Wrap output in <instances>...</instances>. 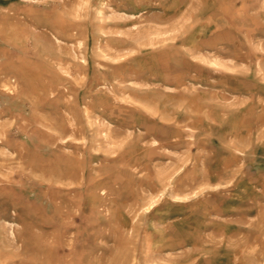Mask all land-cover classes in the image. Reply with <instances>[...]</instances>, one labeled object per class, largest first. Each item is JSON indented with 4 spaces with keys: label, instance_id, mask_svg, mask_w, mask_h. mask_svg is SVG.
Instances as JSON below:
<instances>
[{
    "label": "rangeland",
    "instance_id": "374dc122",
    "mask_svg": "<svg viewBox=\"0 0 264 264\" xmlns=\"http://www.w3.org/2000/svg\"><path fill=\"white\" fill-rule=\"evenodd\" d=\"M0 264H264V0H0Z\"/></svg>",
    "mask_w": 264,
    "mask_h": 264
}]
</instances>
